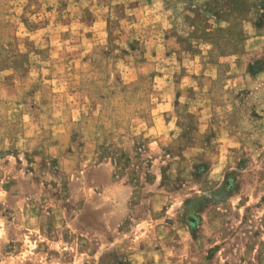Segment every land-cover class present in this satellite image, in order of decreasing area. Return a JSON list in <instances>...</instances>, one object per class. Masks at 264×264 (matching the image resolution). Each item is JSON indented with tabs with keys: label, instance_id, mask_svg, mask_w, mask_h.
Here are the masks:
<instances>
[{
	"label": "rangeland",
	"instance_id": "1",
	"mask_svg": "<svg viewBox=\"0 0 264 264\" xmlns=\"http://www.w3.org/2000/svg\"><path fill=\"white\" fill-rule=\"evenodd\" d=\"M0 264H264V0H0Z\"/></svg>",
	"mask_w": 264,
	"mask_h": 264
}]
</instances>
